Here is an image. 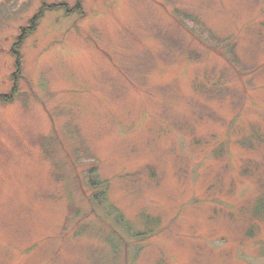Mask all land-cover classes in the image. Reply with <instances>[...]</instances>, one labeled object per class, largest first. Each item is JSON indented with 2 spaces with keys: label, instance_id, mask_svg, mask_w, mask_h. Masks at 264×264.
<instances>
[{
  "label": "rangeland",
  "instance_id": "obj_1",
  "mask_svg": "<svg viewBox=\"0 0 264 264\" xmlns=\"http://www.w3.org/2000/svg\"><path fill=\"white\" fill-rule=\"evenodd\" d=\"M77 1L0 0V264H264V0Z\"/></svg>",
  "mask_w": 264,
  "mask_h": 264
},
{
  "label": "trees",
  "instance_id": "obj_2",
  "mask_svg": "<svg viewBox=\"0 0 264 264\" xmlns=\"http://www.w3.org/2000/svg\"><path fill=\"white\" fill-rule=\"evenodd\" d=\"M77 3H79V0L77 1ZM46 7H50V8H56V9H65L64 5L63 4H50ZM66 10V9H65ZM44 9L43 7L41 9L38 10V12L33 16V18L31 19V24L32 25H35V20L36 18H38L40 15H41V12H43ZM33 27V26H32ZM23 29H26V28H23ZM23 29L21 30L22 33L21 35L18 37L17 41L15 44H13L12 48H11V51L16 55V59H17V62H16V66L19 67V62H20V54L17 50V48H19V46L21 45L22 43V39L23 37L26 35L25 32H23ZM28 29H31V27H29ZM18 72H19V69H18ZM14 97V94H10V95H0V103H6V102H9L13 99ZM102 201V200H101Z\"/></svg>",
  "mask_w": 264,
  "mask_h": 264
}]
</instances>
